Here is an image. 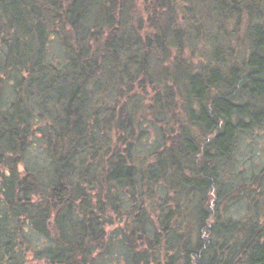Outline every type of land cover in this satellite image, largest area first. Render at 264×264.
<instances>
[{
    "label": "trees",
    "instance_id": "1",
    "mask_svg": "<svg viewBox=\"0 0 264 264\" xmlns=\"http://www.w3.org/2000/svg\"><path fill=\"white\" fill-rule=\"evenodd\" d=\"M263 127L264 0H0V264H264Z\"/></svg>",
    "mask_w": 264,
    "mask_h": 264
},
{
    "label": "rangeland",
    "instance_id": "2",
    "mask_svg": "<svg viewBox=\"0 0 264 264\" xmlns=\"http://www.w3.org/2000/svg\"><path fill=\"white\" fill-rule=\"evenodd\" d=\"M152 134V132H151ZM150 134V135H151ZM27 155L25 157V164L37 171L46 172L48 168L47 152H45V144L39 141V137H35L32 140ZM238 158L235 166L236 172H239L244 177H250L252 170L258 172L264 166V127L262 130L255 131L252 136L247 137L237 152ZM48 174V173H47ZM46 176V173L44 174ZM49 176L44 178V181H48ZM28 264H35L30 262Z\"/></svg>",
    "mask_w": 264,
    "mask_h": 264
}]
</instances>
